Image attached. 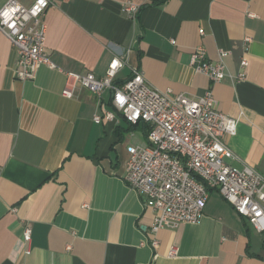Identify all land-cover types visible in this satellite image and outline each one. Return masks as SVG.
<instances>
[{"label":"crops","instance_id":"0c3cea01","mask_svg":"<svg viewBox=\"0 0 264 264\" xmlns=\"http://www.w3.org/2000/svg\"><path fill=\"white\" fill-rule=\"evenodd\" d=\"M50 1L46 49L56 68L18 79V51L0 31V264H264V232L214 189L199 222L151 233L155 211L125 180L128 148L147 143L149 126L127 121L111 89L62 94L66 71L103 77L115 55L126 59L117 85L139 69L162 91L212 88L219 109L239 119L224 137L229 162L264 175V0ZM129 2L140 6L135 17ZM200 46L213 62L226 51L234 78L213 83L196 71ZM106 111L115 117L94 120Z\"/></svg>","mask_w":264,"mask_h":264},{"label":"built area","instance_id":"2783aa9c","mask_svg":"<svg viewBox=\"0 0 264 264\" xmlns=\"http://www.w3.org/2000/svg\"><path fill=\"white\" fill-rule=\"evenodd\" d=\"M50 0H34L27 6L18 0H8L0 9V31L18 51L15 75L20 80H33L43 65L56 68L46 49L47 25L44 15ZM140 6L129 2L125 10L135 17ZM249 15L252 16L251 13ZM251 41L245 38V44ZM173 43L175 41L173 40ZM220 51L219 60L208 59L206 49L196 48L191 64L196 71L209 76L213 83L229 72ZM126 65L124 56L115 55L106 75L93 72L66 71L65 97H74L79 88H87L101 96L112 90V105L132 124L144 122L149 126L147 143L129 146L125 180L130 187L146 197L145 206L155 211L151 233L174 229L184 222L197 223L204 215L209 191L217 190L234 209L258 231L264 232V175L249 164L242 167L229 162L236 157L224 141L226 135H236L239 119L221 111L213 89L199 97L162 91L155 87L139 69L122 84L114 83ZM243 58L241 66L247 67ZM244 71L237 75L241 80ZM115 117L113 111L96 114L102 122ZM32 230L26 227L22 244L31 253ZM154 245L158 240H153ZM176 249L171 250L175 254Z\"/></svg>","mask_w":264,"mask_h":264},{"label":"trees","instance_id":"16d2710c","mask_svg":"<svg viewBox=\"0 0 264 264\" xmlns=\"http://www.w3.org/2000/svg\"><path fill=\"white\" fill-rule=\"evenodd\" d=\"M148 132H149V130L147 129V132H146V135L148 136Z\"/></svg>","mask_w":264,"mask_h":264}]
</instances>
